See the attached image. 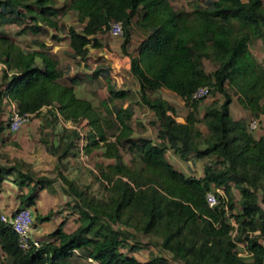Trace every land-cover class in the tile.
<instances>
[{"label":"trees","instance_id":"16d2710c","mask_svg":"<svg viewBox=\"0 0 264 264\" xmlns=\"http://www.w3.org/2000/svg\"><path fill=\"white\" fill-rule=\"evenodd\" d=\"M59 1L0 0V65L4 66L0 114L6 106L9 120L13 107L20 115L41 117L47 108L44 117L50 123L57 124L58 115L76 127L86 122L84 155L101 150L110 163L97 165L94 177L100 186L93 193L90 185L80 188L77 180L64 174L69 159L82 152L80 131L63 130L60 143L52 142V135L43 139L47 152L58 160V177L72 198L68 205L79 215V226L67 233L64 221L40 241V248L24 251L0 213L3 264H73L74 259L85 264L87 260L174 264L167 254L181 264H264V136L255 138L245 120L234 121L231 116V93L252 117L264 115V66L251 52L255 39H261L264 47V0H207L192 12L176 10L167 0H64L62 7ZM69 13H75L83 26L81 32L75 27L67 32V55L74 61H86L92 48L101 49L98 36L109 33L112 23L123 24V54L131 59L140 104L157 119L152 124L161 145L148 137L135 138L132 106H107L101 113L90 101L78 98L80 78L69 76L64 81L60 62L46 42L34 41L23 49L4 31L18 25L22 27L18 36H40L49 29L59 33L57 19ZM133 27L145 35L137 56L128 53ZM205 61L216 70L208 73ZM103 76L110 103L131 100L129 90L112 84L110 69L98 68L89 79ZM202 87L224 100L214 102L199 120L205 99L192 97ZM162 90L175 94L190 109L185 123L176 120L172 105L152 98ZM199 122L207 135L197 127ZM169 151L185 162L207 159L202 175L179 171L169 160ZM124 153L132 156L130 164ZM23 167L18 162L0 164V189L14 176L19 187L30 182L46 188L57 181L24 174ZM209 193L218 199L215 208L207 202ZM36 199L34 194L21 196L16 212L31 210ZM54 214L37 216L35 222H50ZM145 249L155 251L142 262L137 255Z\"/></svg>","mask_w":264,"mask_h":264},{"label":"rangeland","instance_id":"374dc122","mask_svg":"<svg viewBox=\"0 0 264 264\" xmlns=\"http://www.w3.org/2000/svg\"><path fill=\"white\" fill-rule=\"evenodd\" d=\"M169 3L176 9V10H185L188 12H192L195 9V5H204L207 0H167ZM59 6L62 7L64 4V0L59 1ZM58 22L61 24V31L59 33H56L53 30H48L47 34L40 35V36H32V35H22L18 36V32H20L22 27H19L18 25H11L6 26L4 28V31L9 35V37L21 48L25 49L28 47H32L33 42H46L48 51L50 54H52L54 57H56L59 62L60 66L59 68L64 72L65 74V80L66 81L69 76L80 78V83L76 87V95L80 99H85L90 101L93 106L100 111L101 113H105V109L107 106L114 107V106H132L135 116L133 119V128L135 130V138L138 137H148L151 138L156 144L161 145L162 142L158 139V131L157 127L154 126L152 123L157 121L154 113L149 110L147 107L140 104V96H139V84L137 80L131 75L130 73V66H131V59L129 56L124 55L123 53L120 56H117L116 54H113L112 56L108 55L107 57L101 56L99 54H102L100 50L91 49L90 55L86 61H74L72 60L68 55L67 51L70 48V38L67 36V32L70 27H75L78 31L83 30V26H81L77 21V15L75 13H69L68 15L61 16L58 19ZM57 35L59 41L54 40L53 36ZM134 42H131L128 53L132 56H137L138 54V48L140 46V43L142 42V38L135 37L134 36ZM35 47V46H34ZM37 48V47H35ZM251 52L254 56V58L264 66V47L261 39H255L253 40L251 44ZM85 64V68H82V64ZM205 68L208 73H211L216 70V66L209 62L205 61ZM3 68L4 66L0 65V86L3 85L4 79H3ZM98 68H107L110 69V78L112 81V84H114L117 89H124L129 90L131 93V100H125V101H115L113 104L110 103V95L108 92V83L105 79V76L99 78V79H89L90 77H93V72ZM129 69V70H127ZM233 105L231 106V116L234 121H240L245 120L248 125L252 120H258L259 125L258 128L255 131H252L253 136L257 139L264 136V115L259 117L258 119L251 116L249 112H247L239 103L238 97L235 96L233 93ZM153 99H162L163 95L157 94L152 96ZM169 104L172 105L176 109V120L180 123H185V118L190 112V109L185 105V103L182 105L179 103L178 97H174L173 99L168 98ZM223 97L220 94L211 92V95L205 99L201 106L200 113L198 115L199 120H202L205 110L210 107L214 102H223ZM109 102V103H108ZM264 105V102H263ZM47 111V110H45ZM47 115V114H46ZM45 115V116H46ZM43 123L46 124V119L43 117ZM9 124V116L7 114V110H5L2 114H0V129L3 127V129L8 128ZM197 127L204 132L205 135H207V128L204 125V123L199 122ZM49 128L52 129V124H49ZM70 129L71 126H68ZM80 129L82 131L83 137L85 138L88 134V125L87 123H82L80 126ZM250 131V128H248ZM6 135L10 134L9 130L6 129ZM50 133L44 134L42 133V136L40 139L41 146L45 147L42 143L43 139H49ZM55 139V142L60 143V139L58 137H61V134H57ZM1 157V156H0ZM168 158L171 161V163L181 172L185 173L188 176H198L199 171L200 175H202L203 169L193 172L189 168L188 162L181 161L179 157L173 152H168ZM124 159L127 163H131L132 156L124 153ZM199 161H194V164H199ZM208 160H203L204 165L206 164ZM101 163H107L109 164L110 161L105 160L102 158V151L96 150L91 156H76L75 158H70L68 161V171L64 172L65 175L70 180H77V183L80 188H83L85 186L90 185V188L93 193L98 191L99 189V183L96 182L94 175H98L97 165ZM197 168V167H196ZM52 173V172H51ZM49 173V174H51ZM54 179L58 180L59 182L61 179L58 177V171L55 170L53 172ZM48 178V177H46ZM62 184V181H61ZM60 186V185H58ZM62 186V185H61ZM37 189L35 188V184L31 186L30 188L27 187V193L28 195L34 194L37 192ZM47 193L50 195H56L55 189L53 187H47L46 190ZM223 191H221V194ZM235 198L239 199V194L237 190H234ZM36 205V203H35ZM39 206V205H38ZM35 212V210H33ZM70 212L68 216H65L66 212ZM33 212V213H34ZM54 212V216L52 217L51 221L55 223V219L58 217L56 216H62L63 221H66V229L67 232H73L77 229L79 226L78 224V218L79 215L77 212L73 211V206L67 204L66 201L62 204L60 208H58L57 211H51ZM59 212V213H58ZM50 213V212H49ZM48 213V214H49ZM35 214V213H34ZM47 214V215H48ZM34 216H40V214H35ZM46 216V215H45ZM70 218V219H69ZM36 221V218H35ZM50 221V222H51ZM62 220L59 222H63ZM48 223V222H47ZM62 224V223H61ZM36 226V223H35ZM34 226V227H35ZM53 228L54 232L58 229V226L51 227ZM48 231L53 232L52 229ZM153 249H145L141 253L137 255V258L142 261H148L150 258V255ZM155 251V250H153ZM167 257L173 261L174 264H181L179 262H175L172 259L171 255L167 254ZM73 264H85L79 260L74 259ZM87 264H95L93 262H90L87 260Z\"/></svg>","mask_w":264,"mask_h":264},{"label":"crops","instance_id":"0c3cea01","mask_svg":"<svg viewBox=\"0 0 264 264\" xmlns=\"http://www.w3.org/2000/svg\"><path fill=\"white\" fill-rule=\"evenodd\" d=\"M134 36L142 38V41L145 38V35L141 32L138 27H133L131 42L135 41ZM98 38L102 43V48L98 49L102 51V54L99 55L107 57L108 55L112 56L113 54H116L117 56H120L123 53V38L113 37L109 33L99 35ZM82 68H85L84 63L82 64ZM157 94L163 95L162 100L168 103V98L173 99V96L177 97L175 94L167 90H162ZM178 99L179 103L183 105V100L179 97ZM5 107L4 109L8 110V108ZM48 110L49 109L45 108L41 117H32L31 120L17 133H10L6 135L5 132L7 128H5L3 133L0 135V164H6V162L9 161L11 165H15V163L18 162L25 165V167H23L21 170V172H23L24 174L30 173L35 175L36 178L48 177L51 180H55L53 172H55L57 168L58 160L47 152L46 147L41 146L39 138L42 136L43 132L44 134L50 133L52 135L51 141L55 142V135H57L58 133L61 134L62 131L65 129H69L68 126H71L70 129L78 128L80 130V133H82V131L79 128L80 126L76 127L70 122L62 121L60 115H58L59 121L57 124L50 123V120L44 117L48 113ZM43 117L44 119H46V124L43 123ZM84 123L86 124V122ZM49 124H52V129L49 128ZM72 126L74 128H72ZM188 165L191 171L193 172H198V170H202L204 167L203 161H199V164L197 165L194 164V161L188 162ZM200 172L201 171H199V174ZM16 179L17 176L8 177L3 182L2 187L0 189V213L2 216H12L20 206V197L28 195L27 187L30 188L35 184L29 182L26 183L24 187H19L15 183ZM61 185V181L59 182L57 180L52 186L53 189H55L54 194L56 195H50L49 193H47V187H37V192L35 193V195L37 196V199L35 201L36 205L31 208V211L34 212L33 210H35V214L45 216L51 211H57L58 208H60L62 204L66 201V199L68 204L72 200V198L65 193V191L63 190V185ZM69 214L70 212L67 211L65 213V216H68ZM56 217L58 218L55 219V223L52 221L43 224L36 223V226L33 228L32 231L33 237L39 241H44L48 239L50 234L54 232V229L51 227H59L61 223L64 222L62 216L59 215ZM61 220L63 222H59ZM47 229H52L53 232L50 233V231H48ZM64 230L67 232L66 226Z\"/></svg>","mask_w":264,"mask_h":264},{"label":"built area","instance_id":"2783aa9c","mask_svg":"<svg viewBox=\"0 0 264 264\" xmlns=\"http://www.w3.org/2000/svg\"><path fill=\"white\" fill-rule=\"evenodd\" d=\"M109 34L113 37H121L123 38L124 31H123V24L118 23H112ZM211 95V89L209 87H202L198 89L193 97L192 100L194 101H200L208 98ZM32 115H20L18 110L13 107L12 108V114L9 120L8 124V130L10 133H17L19 132L32 118ZM259 121L258 120H252L249 124L250 131H255L258 128ZM72 128H74L72 126ZM78 131H80L78 128H75ZM81 144L80 148L81 151L83 150L85 146V138L83 137V134L81 133ZM81 156H84L83 151L80 154ZM218 192L221 194V191L218 190ZM223 195V194H222ZM207 202L211 208H215L219 202L215 194L209 193L207 195ZM2 220L11 225L13 230L18 235L19 239V246L24 251H29L32 247L40 248L41 242L37 239H35L32 235L33 228L35 226V216L33 212L30 209H25L20 212H15L12 216H2ZM235 227L237 225L234 224ZM244 248V246L242 245ZM90 262H93L92 260H89ZM4 262V256L0 253V264H3Z\"/></svg>","mask_w":264,"mask_h":264}]
</instances>
